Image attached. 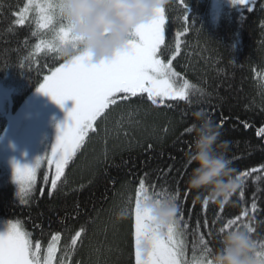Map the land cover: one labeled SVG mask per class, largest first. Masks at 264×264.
<instances>
[{
	"label": "trees",
	"instance_id": "trees-1",
	"mask_svg": "<svg viewBox=\"0 0 264 264\" xmlns=\"http://www.w3.org/2000/svg\"><path fill=\"white\" fill-rule=\"evenodd\" d=\"M26 2L0 0V81L12 86L11 110L23 104L46 73L67 60L47 49L36 52V44L50 40L52 29L64 22L59 18L49 29L40 30L38 17L31 15L18 25L15 14ZM185 3L188 12L180 0H168L164 6L161 58L167 62L174 56L172 65L180 78L196 86L189 100L154 104L147 94H140L110 105L55 190L51 189L54 168L46 170L44 165L27 199L20 197L14 177L0 167V217L19 222L33 248L38 242L43 254L59 233L52 264H136L135 206L130 207L129 197L137 193L140 181L151 193H179L177 216L183 217L189 258L203 254V236L211 250L206 258L211 259L221 247V235L237 227L254 229L253 238L264 242V135H258L264 129V0L225 6L217 20L212 17V0ZM35 103H30L33 108L39 105ZM200 110L218 125L220 140L228 142L227 156L237 174L250 173L223 209L211 202L205 208L206 193L188 184L197 165L189 159L194 133L186 130L198 123L193 113ZM69 122L68 118L65 123ZM11 127L0 114V139H7ZM238 216L236 225L225 227ZM80 229L83 232L73 244Z\"/></svg>",
	"mask_w": 264,
	"mask_h": 264
},
{
	"label": "snow or ice",
	"instance_id": "snow-or-ice-1",
	"mask_svg": "<svg viewBox=\"0 0 264 264\" xmlns=\"http://www.w3.org/2000/svg\"><path fill=\"white\" fill-rule=\"evenodd\" d=\"M168 2V0H167ZM29 6L35 4L39 13L37 27L40 30L49 29L57 15V0H27ZM236 3L247 4L248 0H231ZM180 4L188 12L185 0ZM165 4L156 10L153 18L140 24L132 34L128 44L111 59L100 63H93L90 54L82 53L66 60L59 67L44 78L39 84L38 91L48 95L61 107L67 100H74L75 106L68 112L70 124L60 129V133L51 149L48 160L49 168L54 165V175L51 179V189L57 188L58 181L64 176L65 168L84 144L90 131H95L96 121L110 105H116L118 100L128 101L140 94H147L152 103H163L165 100H189L190 92L196 88L189 81L178 83L180 73L172 65V59L167 62L161 58L165 53L161 46L165 42ZM29 8L26 6L22 12H17L16 23L25 24ZM188 22L189 16L183 17ZM50 40L41 39L35 46L40 53L47 49L58 53L62 45L72 43L70 29L61 24ZM35 34V33H34ZM183 35L178 33L177 36ZM179 48V45H177ZM186 131L191 132V129ZM258 135H264V129L258 130ZM40 158L35 166H15V179L19 182L20 193L28 190L35 179L36 169L40 166ZM264 167V166H261ZM251 171H257L252 169ZM249 172H241L239 176L245 178ZM47 181V177H45ZM148 191L144 181H140L135 200V258L136 264H205V257L211 252L207 248L203 236L200 243L204 244L203 254L197 258L193 255L188 260L185 253L184 241L181 237L185 229L181 228L183 217L177 216L175 221L166 227L155 225L149 214L141 210V195ZM157 197L168 196L167 190L152 193ZM243 192L241 191V196ZM179 196V193H176ZM207 208L208 200L203 201ZM252 208L256 205L253 203ZM223 209V206H221ZM247 215V212H244ZM241 217L230 219L225 227L237 224ZM236 229H239L237 227ZM224 229L222 228L221 231ZM249 232L254 231L248 228ZM83 229L75 234L72 243L80 238ZM59 233L52 236V243L48 245L47 256L43 264H52L55 245L59 241ZM147 241V246L145 242ZM264 247V242L261 243ZM0 264H42L40 244L37 242L33 248L30 235L23 231L19 222L10 223L6 234L0 235ZM207 264H211L208 259Z\"/></svg>",
	"mask_w": 264,
	"mask_h": 264
},
{
	"label": "clouds",
	"instance_id": "clouds-1",
	"mask_svg": "<svg viewBox=\"0 0 264 264\" xmlns=\"http://www.w3.org/2000/svg\"><path fill=\"white\" fill-rule=\"evenodd\" d=\"M167 0H57V15L71 31L72 43L62 45L58 54L70 60L82 53L90 54L93 63L111 59L132 38L135 29L150 21ZM192 169L188 184L206 193L208 202L228 205L242 188L243 180L231 166L227 141H221L218 125L203 110L193 113ZM176 194L157 197L149 191L141 195V210L155 225L166 227L178 214ZM123 215V213H118ZM221 247L211 264H264V247L248 230L234 229L221 235ZM147 246V241L145 242ZM208 259L205 257V264Z\"/></svg>",
	"mask_w": 264,
	"mask_h": 264
},
{
	"label": "rangeland",
	"instance_id": "rangeland-1",
	"mask_svg": "<svg viewBox=\"0 0 264 264\" xmlns=\"http://www.w3.org/2000/svg\"><path fill=\"white\" fill-rule=\"evenodd\" d=\"M41 2H43V0H41ZM234 5H232L231 0H212L211 13L213 14V19L217 20L225 6L232 7ZM26 6L29 8L27 18L31 15H35L39 18V13L35 4L29 6L26 2L20 12H22ZM55 21L56 18L54 19V22ZM54 70L55 69H52L46 73L39 84L43 83L44 78L50 75ZM178 83H183V79L179 78ZM39 84L27 95L23 104H20L16 109L11 110L13 105L12 86L4 80L0 81V114L5 115L9 123L12 124L11 131L6 137L7 139H5V137L0 139V167L11 173V176L14 177L13 180L16 183L17 194L25 199H27L31 187L29 188L28 185H25L28 190L24 194L20 193L19 182L15 179V166L13 162L18 163L20 166L27 165L33 167L35 166L36 160L40 158V166L36 169L35 179L31 184L32 186L38 177V171L41 167L45 165V169L49 170L48 160L51 156V149L56 142L60 129L66 126L65 121L69 118L68 112L74 106V100H67L64 106L61 107L54 102L50 96L37 90ZM38 101L44 102V105L40 104ZM48 101L50 102L47 103ZM31 102H37L35 104L39 105L33 108L30 104ZM37 108L39 113L37 112ZM32 111H34L35 114H32ZM70 123L71 120L67 124ZM53 168L54 165L52 166L51 171ZM129 198L131 199V202H129L130 207L133 204L135 206L136 194L133 193ZM10 223H16V221L0 217V235L6 234ZM22 229L27 232L23 227ZM181 239L184 241L183 236ZM57 244L58 242L56 243L55 248H57ZM184 248L187 259L191 260L193 257H188L185 241ZM194 255L197 258L201 256L199 254ZM40 256L43 264V261L47 256V249L45 254L40 250Z\"/></svg>",
	"mask_w": 264,
	"mask_h": 264
}]
</instances>
